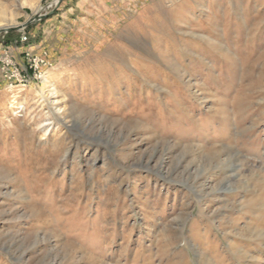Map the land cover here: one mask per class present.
I'll list each match as a JSON object with an SVG mask.
<instances>
[{"label": "rangeland", "instance_id": "1", "mask_svg": "<svg viewBox=\"0 0 264 264\" xmlns=\"http://www.w3.org/2000/svg\"><path fill=\"white\" fill-rule=\"evenodd\" d=\"M0 26V264H264V0H0Z\"/></svg>", "mask_w": 264, "mask_h": 264}, {"label": "bare ground", "instance_id": "2", "mask_svg": "<svg viewBox=\"0 0 264 264\" xmlns=\"http://www.w3.org/2000/svg\"><path fill=\"white\" fill-rule=\"evenodd\" d=\"M42 8L41 7H39L38 9H37V11L35 12V17H38V15L42 12ZM7 29V27H1L0 26V32L1 31H3V30H6ZM34 51V49L33 48H28L27 49V52H33ZM4 56L6 57V54H4ZM42 74H44V73H42ZM41 74V75H42ZM45 75V74H44ZM41 78H43V76L41 77ZM42 80V79H41ZM55 91L54 93L56 94L58 91H57V89H50L49 91Z\"/></svg>", "mask_w": 264, "mask_h": 264}, {"label": "crops", "instance_id": "3", "mask_svg": "<svg viewBox=\"0 0 264 264\" xmlns=\"http://www.w3.org/2000/svg\"><path fill=\"white\" fill-rule=\"evenodd\" d=\"M21 51V50H20ZM19 53L18 52H16L15 50L13 51V55L14 56H17Z\"/></svg>", "mask_w": 264, "mask_h": 264}, {"label": "water", "instance_id": "4", "mask_svg": "<svg viewBox=\"0 0 264 264\" xmlns=\"http://www.w3.org/2000/svg\"><path fill=\"white\" fill-rule=\"evenodd\" d=\"M39 18H41V17H39ZM39 18H38V19H39ZM12 29H14V28H12ZM7 30H11V29H6V30H4V31H7Z\"/></svg>", "mask_w": 264, "mask_h": 264}, {"label": "built area", "instance_id": "5", "mask_svg": "<svg viewBox=\"0 0 264 264\" xmlns=\"http://www.w3.org/2000/svg\"><path fill=\"white\" fill-rule=\"evenodd\" d=\"M6 56H7V55H6ZM17 75H18V77H20V76H19V73H17ZM21 81H22V80H21Z\"/></svg>", "mask_w": 264, "mask_h": 264}]
</instances>
